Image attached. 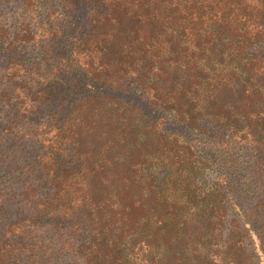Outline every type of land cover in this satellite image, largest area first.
I'll use <instances>...</instances> for the list:
<instances>
[{
    "label": "trees",
    "instance_id": "1",
    "mask_svg": "<svg viewBox=\"0 0 264 264\" xmlns=\"http://www.w3.org/2000/svg\"><path fill=\"white\" fill-rule=\"evenodd\" d=\"M23 1L0 264H264V0Z\"/></svg>",
    "mask_w": 264,
    "mask_h": 264
},
{
    "label": "rangeland",
    "instance_id": "2",
    "mask_svg": "<svg viewBox=\"0 0 264 264\" xmlns=\"http://www.w3.org/2000/svg\"><path fill=\"white\" fill-rule=\"evenodd\" d=\"M23 2V0H0V40L3 39L1 31L14 32L20 24L22 8L26 7ZM57 2H60V0H55V4ZM6 63V58L0 56V70H4ZM15 152L20 153L21 151L18 148Z\"/></svg>",
    "mask_w": 264,
    "mask_h": 264
}]
</instances>
